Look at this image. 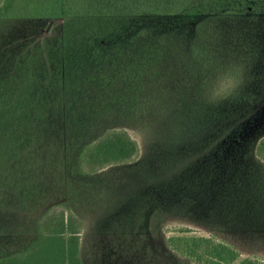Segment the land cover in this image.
<instances>
[{"label": "rangeland", "instance_id": "374dc122", "mask_svg": "<svg viewBox=\"0 0 264 264\" xmlns=\"http://www.w3.org/2000/svg\"><path fill=\"white\" fill-rule=\"evenodd\" d=\"M12 7L0 19V96L18 84L14 97L32 103L20 135L24 188L17 159L0 156V255L64 210L82 222L85 264H205L171 248L181 237L227 245L230 264H264V14L63 20L23 15V0ZM226 69L238 86L210 102ZM108 129L125 130L138 155L79 173L81 150Z\"/></svg>", "mask_w": 264, "mask_h": 264}, {"label": "trees", "instance_id": "16d2710c", "mask_svg": "<svg viewBox=\"0 0 264 264\" xmlns=\"http://www.w3.org/2000/svg\"><path fill=\"white\" fill-rule=\"evenodd\" d=\"M14 0L0 1V19L11 18ZM41 0H23V15L25 11L38 17H59L63 20L85 19L95 17H146V16H183L204 14H264V0H50L45 6ZM31 73H23V93L31 90L32 84H27ZM50 80L46 77L44 86L49 87ZM17 91L13 94L7 92L0 96V156L13 155L18 163L15 168L22 173L23 188L26 186L23 180V164L20 162L19 153L23 150V139L27 125H23V117L29 111L26 106L32 103L31 98L25 93L23 97L16 98ZM14 99L10 102L11 109L4 110L3 98ZM23 100V101H22ZM19 102V103H18ZM23 104V111H16L15 106ZM25 105V106H24ZM5 119V120H3ZM10 121L5 127V122ZM28 124V123H27ZM28 142L32 140L28 137ZM139 153V147L125 130H106L96 141L84 146L78 156L77 171L81 174H92L96 171L112 165L131 161ZM256 155L264 160V137L256 147ZM34 183L29 189H33ZM82 230L81 220L73 213H65L64 210L45 213L35 223V235L19 249L0 255V264H85L80 254V234ZM183 247H172L178 251L191 255L200 260L206 256L205 264H230L236 259V253L227 245H213L207 238L186 237ZM178 240H181L178 238ZM206 240L211 250L204 248L199 251L200 241ZM185 241V242H184ZM222 248L225 254L214 253L215 249ZM207 254V255H206ZM239 264H254L251 261L242 260Z\"/></svg>", "mask_w": 264, "mask_h": 264}, {"label": "clouds", "instance_id": "9594fccd", "mask_svg": "<svg viewBox=\"0 0 264 264\" xmlns=\"http://www.w3.org/2000/svg\"><path fill=\"white\" fill-rule=\"evenodd\" d=\"M238 83L239 81L236 77V70L226 69L209 85L207 89L209 101H217L227 95H230L231 92L238 86Z\"/></svg>", "mask_w": 264, "mask_h": 264}]
</instances>
